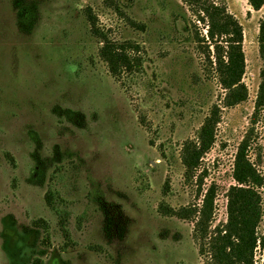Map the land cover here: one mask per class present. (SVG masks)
Masks as SVG:
<instances>
[{"label":"rangeland","instance_id":"374dc122","mask_svg":"<svg viewBox=\"0 0 264 264\" xmlns=\"http://www.w3.org/2000/svg\"><path fill=\"white\" fill-rule=\"evenodd\" d=\"M225 3L244 29L249 96L223 109L198 186L181 150L224 91L204 72L194 40L206 27L183 0H0V264H212L194 219L167 212L201 208L213 187L211 230L228 221L264 69V7ZM97 32L138 45L137 72L115 79ZM249 157L264 177V111ZM256 191L254 260L264 264V187Z\"/></svg>","mask_w":264,"mask_h":264},{"label":"trees","instance_id":"16d2710c","mask_svg":"<svg viewBox=\"0 0 264 264\" xmlns=\"http://www.w3.org/2000/svg\"><path fill=\"white\" fill-rule=\"evenodd\" d=\"M189 12L206 27L205 36L197 33L194 40L198 52L204 57V72H211L224 91L220 103L212 105L195 139L187 140L181 150V161L185 168L186 181L198 175L202 159L216 143L217 128L223 109L233 108L248 100V88L244 83L246 56L244 52V29L226 6L225 0H183ZM254 11L264 7V0H248ZM196 27V26H195ZM95 28V27H94ZM98 33V32H97ZM98 35L101 36L100 33ZM102 37L100 57L107 64L111 75L121 80L137 72L142 66L138 56L139 47L131 42L117 43ZM259 53L264 61V19L259 27ZM264 111V69L251 118V126L241 142L235 159L233 178L236 185L228 193V221L211 230L214 214L215 191L211 187L204 196L201 208H183L167 213L182 219H194L195 239L200 241V253L208 254L212 264H255V251L260 241L256 229L261 218L258 188L264 187V177L251 162L249 152L256 136V126ZM198 182V181H197ZM48 206L57 211L58 202L49 191L46 195ZM68 216L60 214V227L66 233Z\"/></svg>","mask_w":264,"mask_h":264}]
</instances>
